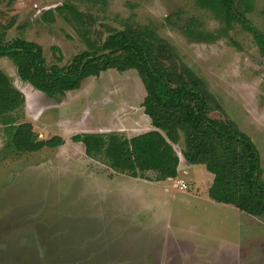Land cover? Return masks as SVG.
Instances as JSON below:
<instances>
[{"label": "rangeland", "instance_id": "1", "mask_svg": "<svg viewBox=\"0 0 264 264\" xmlns=\"http://www.w3.org/2000/svg\"><path fill=\"white\" fill-rule=\"evenodd\" d=\"M252 2L245 16L264 32V0ZM65 3L81 13L78 24L55 10ZM188 21L205 32L225 27L195 0H1L0 41L33 43L48 69H65L115 32L152 33L169 47L168 60L205 83L215 102L208 116L231 121L252 141L264 182V57L237 22L227 36L200 43L183 34ZM0 70L24 98L8 114L13 125L29 124L39 140H62L16 153L0 118V264H264L261 219L200 197L212 176L184 162L182 134L171 144L170 177L116 172L104 156H87L83 143L73 141L86 133L130 138L153 129L135 70L100 72L56 98L22 82L5 57Z\"/></svg>", "mask_w": 264, "mask_h": 264}, {"label": "trees", "instance_id": "2", "mask_svg": "<svg viewBox=\"0 0 264 264\" xmlns=\"http://www.w3.org/2000/svg\"><path fill=\"white\" fill-rule=\"evenodd\" d=\"M195 1L199 7L220 18L225 27L205 32L188 21L182 30L185 36L196 42L212 43L220 36H227L232 23L237 22L252 36L264 57V32L245 16L253 11L252 0H238L237 3L234 0ZM55 10L67 21L76 20L77 24L81 21V13L71 4L65 3ZM261 13L264 15V10ZM49 17L50 11H47L42 18ZM160 43L162 41L150 32L118 31L109 35L102 45L75 55L65 69L56 65L48 69L39 46L15 39L11 43L0 41V59L10 60L19 79L48 98L77 90L84 78L109 69L135 70L145 90L141 105L153 129L130 138L114 133H86L73 136V141L83 143L87 156H104L108 166L116 172L152 170L170 177L175 168L171 144H176L182 134L184 149L181 155L185 163L202 165L212 176L206 188L208 197L258 217L264 224V182L260 179L262 171L257 149L231 121L208 116L215 102L205 83L186 66H176L168 60L170 49L161 47ZM107 50L108 54L96 56ZM23 102L22 94L0 70V118L5 125L7 146L16 153H30L59 145L61 139L39 140L27 123L13 125L8 114Z\"/></svg>", "mask_w": 264, "mask_h": 264}, {"label": "crops", "instance_id": "3", "mask_svg": "<svg viewBox=\"0 0 264 264\" xmlns=\"http://www.w3.org/2000/svg\"><path fill=\"white\" fill-rule=\"evenodd\" d=\"M183 160H184V159H183ZM184 162H185V161H184ZM204 195H205V196H200V197H203V199H204V201H205L206 203H209V204H216V205H221V206H229L230 208H235V207H233V206H231V205H227V204H223V203H219V202H215V201L211 200V199L208 197V195H207V190H205ZM235 210H237V208H235Z\"/></svg>", "mask_w": 264, "mask_h": 264}, {"label": "built area", "instance_id": "4", "mask_svg": "<svg viewBox=\"0 0 264 264\" xmlns=\"http://www.w3.org/2000/svg\"><path fill=\"white\" fill-rule=\"evenodd\" d=\"M176 186H179V189H183V188H185V185H184L183 182H178V183L176 184Z\"/></svg>", "mask_w": 264, "mask_h": 264}, {"label": "water", "instance_id": "5", "mask_svg": "<svg viewBox=\"0 0 264 264\" xmlns=\"http://www.w3.org/2000/svg\"><path fill=\"white\" fill-rule=\"evenodd\" d=\"M108 53H109V50L104 51V52H101V53H99V54L96 55V56L98 57V56L105 55V54H108ZM88 58L91 59L92 57H88Z\"/></svg>", "mask_w": 264, "mask_h": 264}]
</instances>
